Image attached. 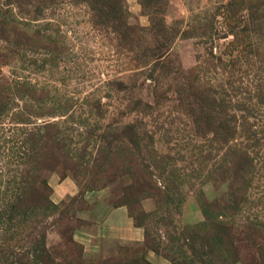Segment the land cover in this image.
<instances>
[{
	"label": "rangeland",
	"instance_id": "rangeland-1",
	"mask_svg": "<svg viewBox=\"0 0 264 264\" xmlns=\"http://www.w3.org/2000/svg\"><path fill=\"white\" fill-rule=\"evenodd\" d=\"M41 249L264 264V0H0V264Z\"/></svg>",
	"mask_w": 264,
	"mask_h": 264
},
{
	"label": "crops",
	"instance_id": "crops-1",
	"mask_svg": "<svg viewBox=\"0 0 264 264\" xmlns=\"http://www.w3.org/2000/svg\"><path fill=\"white\" fill-rule=\"evenodd\" d=\"M66 186V187H65ZM60 195H65L69 193L70 195H76L79 190L73 184L68 182H63L60 186ZM94 214H88L87 217H91ZM97 217L104 221L102 225V232L107 237H116L118 239L143 242L145 240V229L139 228L135 225L133 219L130 217L129 210L126 207L119 208H102ZM153 264H161L163 261L154 253H149L147 256Z\"/></svg>",
	"mask_w": 264,
	"mask_h": 264
},
{
	"label": "trees",
	"instance_id": "trees-1",
	"mask_svg": "<svg viewBox=\"0 0 264 264\" xmlns=\"http://www.w3.org/2000/svg\"><path fill=\"white\" fill-rule=\"evenodd\" d=\"M24 197H20L19 199H18V201L21 203V202H23L24 200ZM124 205H127L126 203L124 204ZM124 205H121V206H116L115 208H119V207H124ZM129 210V209H128ZM129 213H130V211H129ZM13 216V215H12ZM9 217V216H8ZM130 217L133 219V221H134V223H135V225L137 226V227H139V228H144L145 229V240H147V232H146V228L144 227V221H142V219H141V217L139 216V215H131L130 214ZM9 219L10 220H12L13 219V217H9ZM144 240V241H145ZM150 243V245H151V247H150V249L151 250H153L154 252H156V253H159V250H158V248L156 247V245H155V243L153 242V241H151V242H149ZM41 253H43V255H44V258H43V260H42V263L43 264H54V260H52V257L50 256V254L49 253H47V251H46V249H41Z\"/></svg>",
	"mask_w": 264,
	"mask_h": 264
}]
</instances>
